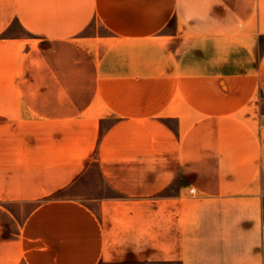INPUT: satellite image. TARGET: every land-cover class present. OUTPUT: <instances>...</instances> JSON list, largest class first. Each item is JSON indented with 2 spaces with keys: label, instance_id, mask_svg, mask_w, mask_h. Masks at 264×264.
I'll use <instances>...</instances> for the list:
<instances>
[{
  "label": "crops",
  "instance_id": "obj_1",
  "mask_svg": "<svg viewBox=\"0 0 264 264\" xmlns=\"http://www.w3.org/2000/svg\"><path fill=\"white\" fill-rule=\"evenodd\" d=\"M0 264H264V0H0Z\"/></svg>",
  "mask_w": 264,
  "mask_h": 264
},
{
  "label": "rangeland",
  "instance_id": "obj_2",
  "mask_svg": "<svg viewBox=\"0 0 264 264\" xmlns=\"http://www.w3.org/2000/svg\"><path fill=\"white\" fill-rule=\"evenodd\" d=\"M31 43H33V42H31ZM31 71H32V73H35L36 67L34 68V70H31ZM31 76H33V74H31ZM30 88L35 89V90H43L42 83H39V87H37V83L31 82ZM31 100H33L38 105H43L42 97H36V98L31 99ZM48 100L52 101L53 99H48ZM63 121H70L69 123H72L71 125L67 126V128H62L60 139L64 142L66 139L69 138V136H71L73 134V119H64ZM64 125L65 124L63 123V127H64ZM90 147H91L90 144L87 143L85 145L84 151L82 152L81 156L78 157V159H84L85 155L88 153ZM60 149H61L59 151V154H61L60 161L55 162V164H58L61 168L56 167L54 169H56L57 171H63L64 174L68 175L67 178H63V181H65L66 179L73 177V169L76 170L77 166L82 162V160H78L77 163L75 162V158L73 156V146L62 147ZM55 164L54 163H47L46 168L47 169L53 168L52 166ZM110 164H111L112 168H116V169L132 168V166H133L132 163H126L125 165L129 166V167H124V163H120L117 161L111 162ZM91 168L92 169H98V168H101V166L97 163H94ZM93 180L96 181L97 179H93ZM98 192L99 193L106 192V190L104 188L103 190H100V191L98 190ZM63 195L64 196H73V189L65 192ZM31 208L32 207H30V210H32ZM27 211H28V209H24L25 214L27 213Z\"/></svg>",
  "mask_w": 264,
  "mask_h": 264
}]
</instances>
